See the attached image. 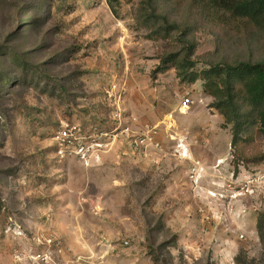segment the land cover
<instances>
[{
  "label": "rangeland",
  "instance_id": "obj_1",
  "mask_svg": "<svg viewBox=\"0 0 264 264\" xmlns=\"http://www.w3.org/2000/svg\"><path fill=\"white\" fill-rule=\"evenodd\" d=\"M142 1L0 0V264H264V138L234 142L202 83L165 66L181 46L140 20ZM218 34L190 36L196 69L238 55L227 39L217 49ZM194 85L202 112L187 128L178 104ZM67 122L108 133L124 155L122 130L153 125L164 152L98 172L58 156ZM186 132L191 158L213 144L195 177L178 151Z\"/></svg>",
  "mask_w": 264,
  "mask_h": 264
},
{
  "label": "trees",
  "instance_id": "obj_2",
  "mask_svg": "<svg viewBox=\"0 0 264 264\" xmlns=\"http://www.w3.org/2000/svg\"><path fill=\"white\" fill-rule=\"evenodd\" d=\"M139 10L141 21L157 26L155 34L178 37L181 47L162 62L175 69L181 82L202 83L204 94L214 98L212 107L224 115L225 124L233 125V141L249 140L253 132L264 138V52L253 45L264 50V0H144ZM199 26L219 30L217 49L227 39L228 46L238 45V55L209 60L196 69V45L190 36ZM263 229L261 214L260 237Z\"/></svg>",
  "mask_w": 264,
  "mask_h": 264
},
{
  "label": "built area",
  "instance_id": "obj_3",
  "mask_svg": "<svg viewBox=\"0 0 264 264\" xmlns=\"http://www.w3.org/2000/svg\"><path fill=\"white\" fill-rule=\"evenodd\" d=\"M195 100L187 97L184 105H192ZM123 133L130 138L133 150L143 157H149L152 152H164V146L157 139L158 132L153 125H145L141 133L133 132L129 127L124 128ZM108 133L94 134L90 129L85 130L75 123H63L53 135V141L57 145V154L60 158L77 157L85 165L90 164V158H97L98 152L109 146L104 140ZM190 139L189 132L184 133V138L178 143V151L182 159L191 158V147L186 140ZM202 169V160L191 158L190 173L192 177L198 175Z\"/></svg>",
  "mask_w": 264,
  "mask_h": 264
},
{
  "label": "crops",
  "instance_id": "obj_4",
  "mask_svg": "<svg viewBox=\"0 0 264 264\" xmlns=\"http://www.w3.org/2000/svg\"><path fill=\"white\" fill-rule=\"evenodd\" d=\"M194 86H195L194 88L196 91H194V90L191 91V96L193 97V99L195 96H198L200 94L196 89L198 87V85H194ZM199 86L201 87V85H199ZM196 103H197V101H195L194 104H192V105H188V106L184 105L183 106L182 101H181L180 104H178L179 108H181L180 117L182 120L186 121V120H189V118H191V119L194 118V119H192V121L196 120L195 117L202 112L200 110L201 105L196 104ZM176 121L177 120H174V119L168 120V122L171 123L172 125H175ZM189 122L186 125L187 128H189V127L191 128V124L194 123V122H191L190 120H189ZM169 129H170V127H167V121H165L164 132L161 136V139L162 138L164 139L166 137V131H170ZM172 131H174V130L172 129L171 132ZM171 132H169V133H171ZM204 134L207 135L208 132H206ZM107 142L109 143V146L100 150L98 152L97 158L92 156L90 158V164L89 165H85L77 157H71V158H77L79 160V162L82 163L83 165H85L87 168L94 169L95 171H98V172H103L104 170L108 169L111 166L112 162L118 163V166L122 167L121 164L123 161L126 162V161L130 160V162L134 161L135 163L138 162L139 159L141 161H146L147 163L153 161V159L151 160L149 157H143L139 153H136L133 150V147H132L130 141L126 142V148L125 149H128V150H126L125 155L123 154L124 152H122V150H123L122 144L123 143L118 142V141H107ZM163 142H165V144H167L168 141H163ZM205 142H206L205 144L203 143L201 145L193 146L192 156L193 155L196 156L197 158L201 159L202 161H204L207 164V163H211L214 159L212 151H210L213 144H212V141H205ZM115 146H116V148L114 149V152L111 153V151L113 150V147H115ZM117 148H119V149H117ZM69 158L70 157H67L66 159H69ZM104 173H101V174L104 175ZM117 174L119 175V172ZM104 183L106 184V186H109L111 188L114 186L113 185L114 183L111 181L108 182V185H107L106 181H104ZM120 184L122 185V183H120Z\"/></svg>",
  "mask_w": 264,
  "mask_h": 264
}]
</instances>
